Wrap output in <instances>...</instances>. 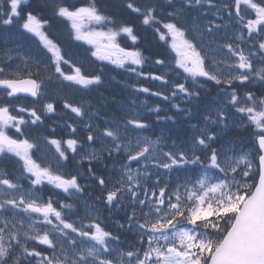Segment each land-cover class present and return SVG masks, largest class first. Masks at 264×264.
I'll return each instance as SVG.
<instances>
[{"label": "snow or ice", "instance_id": "obj_1", "mask_svg": "<svg viewBox=\"0 0 264 264\" xmlns=\"http://www.w3.org/2000/svg\"><path fill=\"white\" fill-rule=\"evenodd\" d=\"M0 264H264V0H0Z\"/></svg>", "mask_w": 264, "mask_h": 264}, {"label": "trees", "instance_id": "obj_2", "mask_svg": "<svg viewBox=\"0 0 264 264\" xmlns=\"http://www.w3.org/2000/svg\"><path fill=\"white\" fill-rule=\"evenodd\" d=\"M145 84H147V82H144ZM119 85H113L111 89H109L105 94H112L113 92L119 91ZM149 102L150 104L156 103L157 101L155 100V98H151L149 97Z\"/></svg>", "mask_w": 264, "mask_h": 264}]
</instances>
